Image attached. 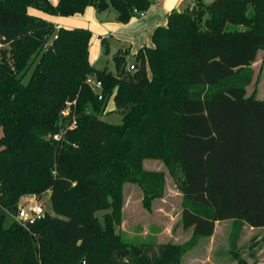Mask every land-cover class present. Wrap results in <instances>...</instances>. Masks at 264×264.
I'll use <instances>...</instances> for the list:
<instances>
[{
	"label": "trees",
	"instance_id": "obj_1",
	"mask_svg": "<svg viewBox=\"0 0 264 264\" xmlns=\"http://www.w3.org/2000/svg\"><path fill=\"white\" fill-rule=\"evenodd\" d=\"M154 1L0 0V264H182L218 221L234 220V245L245 224L264 227V99L247 95L264 49V0L173 9L133 72L129 50L115 55L116 73L90 62V29L29 12L112 7L128 23ZM89 75L102 81V99ZM111 99L126 110L121 124L100 117ZM67 100H76L77 124L55 140ZM154 147L184 174L182 222L193 230L185 246L128 242L115 231L122 181L163 184L132 163ZM47 191L54 215L29 227L9 221L5 207Z\"/></svg>",
	"mask_w": 264,
	"mask_h": 264
},
{
	"label": "rangeland",
	"instance_id": "obj_2",
	"mask_svg": "<svg viewBox=\"0 0 264 264\" xmlns=\"http://www.w3.org/2000/svg\"><path fill=\"white\" fill-rule=\"evenodd\" d=\"M58 1L51 2L56 5ZM211 1L206 0V2ZM185 4V8H189L190 11L197 9L196 0H186ZM29 12L37 16L42 15L50 20L54 18L53 15L33 7L29 8ZM117 15V11L112 7L99 10L95 6H89L84 13L69 17L72 20H69L66 25L72 28H87L92 31L90 62L96 68L103 69L107 73H116L114 57L118 52L128 50L127 48L131 44L128 43L127 36H134L133 33L136 32L131 29L116 30L117 25H122ZM134 17L139 18L140 16L135 15ZM105 36L108 37L103 38ZM132 36L131 38H133ZM108 44L110 51H106ZM127 61V68L133 72L135 68L133 65H136L137 59L133 58V55H127ZM251 67L254 77L252 83L247 87V95L264 99V49L259 51L258 57ZM32 69L25 76V81L28 80ZM123 115V112L115 106L111 99L100 117L110 123L121 124ZM2 135L3 129L0 127V137ZM157 152V147H154L151 154L138 156L139 158H135L132 163L140 167L143 172L161 173L163 176L162 186L156 187L153 183L147 182L122 181L121 210L115 231L128 242L185 246L192 239L193 230L186 229L182 222L184 174L178 159H167L157 155ZM27 195L31 199L33 198L31 194ZM50 197L49 191L40 197L36 196L47 212L54 215ZM110 199L113 198L110 197ZM4 211L8 215L9 221L21 224L16 218V211L7 207L4 208ZM109 212L112 213V210ZM104 213V211L98 212L102 223H104ZM233 233L234 220L218 221L212 236L200 238L194 248L184 251L182 264H264V227H252L245 224L235 245ZM74 255L75 253L72 254V256Z\"/></svg>",
	"mask_w": 264,
	"mask_h": 264
},
{
	"label": "crops",
	"instance_id": "obj_3",
	"mask_svg": "<svg viewBox=\"0 0 264 264\" xmlns=\"http://www.w3.org/2000/svg\"><path fill=\"white\" fill-rule=\"evenodd\" d=\"M185 1L186 0H155L152 6L150 7V9L146 11L145 16L139 17V18L133 17L130 20V22L121 23L122 25H117L115 28L116 30L117 29H131L132 31H136L133 33L135 34L134 36L132 35L127 36V38H129L128 43L131 44V46L127 48L129 50L128 56L133 55V58H134L135 54L143 46H146V45L153 46L154 44L153 43V33L155 29L158 26L166 25L167 16L171 10L173 9L183 10L186 7L184 6L186 5ZM188 4L189 2L187 3V5ZM40 16L43 17L42 15ZM53 17L55 19L52 18V20L48 18L46 19L44 17L43 18L46 20L52 21L53 23L57 25V27L63 26L66 28H72V27L66 26L68 25L69 20H72L69 18V17L72 18V16L53 15ZM131 36L133 38H131ZM106 37L108 36H105L103 38H106ZM103 44H105L104 41H103ZM106 51H110L109 44L106 45Z\"/></svg>",
	"mask_w": 264,
	"mask_h": 264
},
{
	"label": "built area",
	"instance_id": "obj_4",
	"mask_svg": "<svg viewBox=\"0 0 264 264\" xmlns=\"http://www.w3.org/2000/svg\"><path fill=\"white\" fill-rule=\"evenodd\" d=\"M51 1H58V0H51ZM135 12L140 16L143 17L146 14V11H137ZM86 83L91 87L92 91L95 92L99 99H102V89L103 83L100 79H98L94 75H89L86 79ZM76 100H67L65 102V106L61 111V115L64 119L67 120L66 125L63 129L55 133L53 138L55 140H61L63 135L66 133L67 129L74 128L77 124V117H76ZM32 199L29 195L23 196L19 203L18 208L16 210V218L17 220L25 227H29L31 224H34L38 220L45 217L47 214V210L45 209L44 205L40 203L35 195H32Z\"/></svg>",
	"mask_w": 264,
	"mask_h": 264
},
{
	"label": "water",
	"instance_id": "obj_5",
	"mask_svg": "<svg viewBox=\"0 0 264 264\" xmlns=\"http://www.w3.org/2000/svg\"><path fill=\"white\" fill-rule=\"evenodd\" d=\"M133 67H135V64L133 65ZM122 112H123V114H126V110H123ZM81 264H86V260L84 259V260L81 262Z\"/></svg>",
	"mask_w": 264,
	"mask_h": 264
}]
</instances>
